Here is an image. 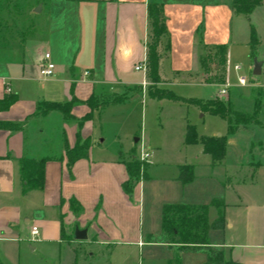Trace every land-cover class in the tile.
Masks as SVG:
<instances>
[{
  "label": "crops",
  "instance_id": "crops-1",
  "mask_svg": "<svg viewBox=\"0 0 264 264\" xmlns=\"http://www.w3.org/2000/svg\"><path fill=\"white\" fill-rule=\"evenodd\" d=\"M150 2L163 4L167 25V36L159 46L162 81L187 74L191 81L205 82L200 65L201 39L211 50L226 46L225 75L229 77L234 45L230 48L227 43L232 41L230 23L236 16H244L248 23L247 30L242 27L247 34L245 45L253 55L264 54V34L256 21V15L264 14V5L245 15L235 12L233 0L226 5L215 0H0V100L9 94L17 97L9 110L0 111V122L21 125L18 131L0 130V264H20L26 251L43 252L48 245H54L57 252L71 223L87 229V237L92 231L93 240L111 248L129 239L141 244L143 229L141 225L131 226L129 220L133 213L130 201L133 197L142 201L141 185L137 191L136 182L131 195L123 185L129 180L125 163L133 152L139 156L141 147L145 148L149 141L138 136L133 144L122 145L117 156H100L96 150L104 140L99 142L95 136V121L105 110L126 103L132 95L147 94L139 91L145 76L135 67L146 61ZM38 7L40 12H36ZM251 26L259 41L254 50L250 46ZM45 54L50 55L56 69L53 77L42 79L39 71ZM257 62L262 64L263 75L264 60ZM45 81L44 89L36 90L35 84ZM91 97L99 105L93 112L85 103ZM115 98L119 100L114 102ZM73 100L74 120L70 124L58 111L37 114L39 102ZM89 113L90 119L79 129L77 121ZM246 131L240 128L227 139V150L233 139H249L232 173L227 151L220 164H213L211 159L177 164V175L163 179L170 183L171 191L158 207L178 203L209 205L214 199H224L226 227L210 231V247L225 250L237 263L264 264V185L260 195L247 188L253 187L257 175L264 179V165L258 169L261 171L252 169L254 141ZM78 132L82 139L91 138L92 146L88 158L78 160L69 170L64 135L73 147ZM202 153L205 154L203 150ZM24 157L50 159L45 164L43 189L23 191L19 160ZM199 158L197 154L195 159ZM146 163L152 165L149 159ZM181 165L194 167L191 182L179 180ZM232 176L235 183L229 178ZM71 199L81 210L71 209ZM32 226L39 228L34 241L30 240ZM211 232L220 234L215 242L210 241ZM196 251L203 250L182 252Z\"/></svg>",
  "mask_w": 264,
  "mask_h": 264
},
{
  "label": "rangeland",
  "instance_id": "rangeland-1",
  "mask_svg": "<svg viewBox=\"0 0 264 264\" xmlns=\"http://www.w3.org/2000/svg\"><path fill=\"white\" fill-rule=\"evenodd\" d=\"M207 1L211 2V0ZM215 1L226 5L230 0ZM256 21L264 34V14L256 15ZM245 26L247 30L248 23L244 16H236L230 23L232 41L227 45L230 48L232 45L234 47L231 50L230 87L226 95L219 94L223 88L222 84L191 81L187 74L171 77L169 81L161 80L158 87L172 91L186 100L196 99L206 102L219 98L233 111L244 113L247 120L242 121L240 127L245 126L248 133L246 135L252 136L254 145L251 149L250 161L252 169L258 170L261 165H264V88L259 87L264 85V74L254 76L253 68L257 60H264V54L261 52L253 55L250 47L245 45L243 40L247 34L242 28L245 29ZM235 65L240 67L239 71H234ZM239 76L246 78L245 86L239 85ZM46 84V81L36 83V90L42 91ZM150 86L151 82L147 78L146 86L139 90L146 91L147 94L139 92L132 95L126 103L114 105L105 110L95 121V136L99 142L104 140L101 147L96 150L100 156L105 157L110 154L117 156L122 145L124 147L126 144H133L134 138L138 136L146 137L149 141L145 149L148 150L152 165L147 166L144 175L140 176L135 185L137 191L139 184L141 185L142 201L136 200L135 197L130 201L133 213L129 215V220L131 226L135 228L141 225L143 229V238L139 241L141 244L129 239L111 248L109 245L93 240L92 231L89 232L86 240L77 241L73 239L74 231L81 227L71 223L68 234L63 237L64 243L57 252L53 248L54 245H48L43 252H28V250L20 264H73L74 262L77 264H170L172 262L174 264L177 259H180L182 264L206 263L207 253L204 251L181 252L175 247L170 248L163 244L165 239L161 229L162 208L158 206L159 202H164L168 198V193L171 191L170 183L163 179L177 175V164L197 163L203 159H211L210 156L202 153L203 148L200 143L190 146L184 144L187 125L195 126L199 138L220 134L218 138H224L228 125L218 116L199 112L200 108L197 105L168 99H152L148 95ZM256 91H261L260 95H256ZM201 114L204 115L201 117ZM248 142L249 139L246 136H239L232 140V145L227 150L230 173L234 170L239 153L246 151ZM197 154L200 157L199 161L195 159ZM244 173L247 172L244 171ZM248 174H246L247 177ZM229 178L235 183L233 176ZM263 185L264 179L257 175L253 187L247 188L257 191L256 194L260 195L263 193ZM216 216V209L211 207L210 222L214 221ZM149 233L152 234L151 240L148 239ZM211 233L210 241L215 242L220 234ZM148 242L154 244H148ZM90 252L96 253V256L89 257ZM2 263L9 264L5 261Z\"/></svg>",
  "mask_w": 264,
  "mask_h": 264
},
{
  "label": "trees",
  "instance_id": "trees-1",
  "mask_svg": "<svg viewBox=\"0 0 264 264\" xmlns=\"http://www.w3.org/2000/svg\"><path fill=\"white\" fill-rule=\"evenodd\" d=\"M233 9L235 12L250 15L252 11L261 5L264 0H233ZM149 35L147 41V78L151 82L148 89V95L152 99H168L174 102H187L197 105L202 112L218 116L227 122L228 130L224 138L203 136L199 138L195 126L187 125L185 134L186 145L201 144L203 152L210 156L213 164H220L224 161L227 151V139L235 135L239 130L242 121L247 120L244 113L233 111L225 102L216 98L206 102L201 100H186L172 91L158 87L161 84L160 77V53L159 46L162 38L167 36V25L164 16V6L157 2L148 4ZM201 39V38H200ZM259 41L253 26H251L250 46L254 50ZM201 56L200 65L205 73V83L224 84L227 48L225 45H219L209 49L200 40ZM214 51V53H212ZM218 66V70L215 67ZM214 73V74H212ZM260 95L261 91H256ZM119 99L115 98L114 102ZM17 101L16 95H6L0 100V111H7ZM75 101L59 102H39L37 114L46 115L52 111H58L62 114L66 124L72 123V107ZM91 111L98 107V101L91 97L85 102ZM92 113L87 114L77 121L79 129L90 119ZM21 125L9 122H0V130L18 131ZM242 128H245L243 126ZM92 146L91 138L82 139L81 133L76 135V142L70 147L66 135H64V151L67 161V167L72 169L73 165L81 159H86ZM49 158L30 159L21 158L19 160L20 175L23 183V191L41 190L45 183V164ZM129 180L124 183L123 189L129 195L132 193L133 186L139 181L141 175H144L148 166L147 163L140 161L136 151L131 154L128 162L125 163ZM194 167L192 165H181L179 167V180L182 183L191 182L194 176ZM70 206L73 210H81V207L73 199L70 200ZM227 204L224 199H214L209 205L204 204H165L161 213V229L164 235L165 243L170 247L177 246L179 251L203 250L207 253V262L205 264H241L234 262L225 250L215 251L210 247V231H221L226 227L224 211ZM214 207L217 210V218L210 222L209 210ZM64 237V235H63ZM74 239V238H73ZM170 264H173L170 262ZM174 264H182L177 259Z\"/></svg>",
  "mask_w": 264,
  "mask_h": 264
},
{
  "label": "built area",
  "instance_id": "built-area-1",
  "mask_svg": "<svg viewBox=\"0 0 264 264\" xmlns=\"http://www.w3.org/2000/svg\"><path fill=\"white\" fill-rule=\"evenodd\" d=\"M55 69H56V66L51 61L50 55L49 54H45L43 62L41 63V66H40V71H39L40 77L42 79H47V78L53 77L55 75ZM135 70L136 71H142L144 73L145 79L143 81V86H146V77H147V66H146V63H144L143 66L138 65L137 67H135ZM235 70L239 71L240 67L236 66ZM238 83L241 86H245L247 84V80H246V78L239 76L238 77ZM229 87H230V80H229V77L227 76L226 79H225V83L223 84V88L219 91V94L221 96L226 95L227 94V89ZM149 157H150L149 153L146 151L144 146H142L141 150H140V155H139L140 161L147 162ZM38 236H39V228L37 226H32L31 231H30V240L34 241Z\"/></svg>",
  "mask_w": 264,
  "mask_h": 264
},
{
  "label": "water",
  "instance_id": "water-1",
  "mask_svg": "<svg viewBox=\"0 0 264 264\" xmlns=\"http://www.w3.org/2000/svg\"><path fill=\"white\" fill-rule=\"evenodd\" d=\"M41 8L38 7L36 12H40ZM261 66L262 64L260 62H255L254 64V68H253V75L254 76H260L261 75ZM87 233L88 230L87 229H80V228H76L74 231V235L73 238L77 241H84L87 239Z\"/></svg>",
  "mask_w": 264,
  "mask_h": 264
}]
</instances>
